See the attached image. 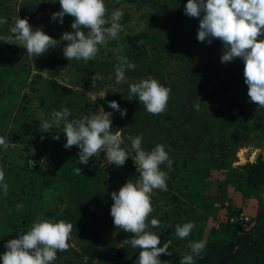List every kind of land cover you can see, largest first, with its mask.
<instances>
[{
    "label": "rangeland",
    "instance_id": "obj_1",
    "mask_svg": "<svg viewBox=\"0 0 264 264\" xmlns=\"http://www.w3.org/2000/svg\"><path fill=\"white\" fill-rule=\"evenodd\" d=\"M185 3L105 0L106 16L123 9V30L85 62L63 55L66 42L59 37L74 31V18L65 14L62 24L51 19L60 9L59 0H0V16L7 17L0 35L11 34L18 16L58 40L36 57L26 54L19 42L0 41V136L6 141L0 147V166L9 185L7 194H0V252L5 241L34 222L55 218L71 222L73 229L69 247L57 251L54 264H110L116 256L119 264H134L140 249L128 242L132 233L113 224L109 194L139 175L130 146L138 134L145 149L164 144L173 160L170 169L161 165L168 187L153 190V211L146 220L161 244L171 241L170 255L160 254L162 261L181 264L182 255L191 252L189 242L203 239L205 249L194 264H210L209 249L232 245L230 213L248 219L245 230L252 221L264 225V187L249 181L264 164V109L247 95L244 62L235 58L221 63L218 38L211 43L197 40L199 18L185 14ZM121 55L136 68L127 70L126 79L117 84L114 66ZM148 77L171 89L167 108L159 114L127 98L130 83ZM111 100L126 109L125 116L109 107ZM65 106L74 118L102 107L111 111L112 130H119L122 147L129 152L125 163L110 165L101 151L81 164L76 145L63 147V123L47 132L39 129L54 109ZM56 134L59 139L53 138ZM153 217L160 226L150 225ZM187 221L195 227L179 238L175 225Z\"/></svg>",
    "mask_w": 264,
    "mask_h": 264
},
{
    "label": "clouds",
    "instance_id": "obj_2",
    "mask_svg": "<svg viewBox=\"0 0 264 264\" xmlns=\"http://www.w3.org/2000/svg\"><path fill=\"white\" fill-rule=\"evenodd\" d=\"M59 4L60 9L51 13L52 20L62 24L65 14L74 18L70 25L74 31H64L59 37L66 42L62 52L68 60L83 59L86 62L93 59L101 46H105L123 30V9H114L106 16L105 0H59ZM183 11L199 18L196 33L198 41L211 43L215 38L221 41V63L231 62L235 58L244 62L247 95L250 101L264 109V35H261L264 34V0H186ZM5 23L7 17L0 16V25ZM10 33L0 35V41L12 44L19 42L26 49V54L32 57L44 54L58 44L56 38L46 34L40 27L33 28L27 17L16 16ZM114 67L115 81L119 84L126 79V71L134 70L136 64L126 55H121ZM96 79L100 77L97 75ZM170 92L171 89L155 77H148L130 83L127 98H136L148 112L159 114L166 110ZM108 105L119 111L121 117L126 115V109L121 108L116 100L108 101ZM195 107L198 109L199 104ZM50 115L51 119L39 123V129L47 132L53 125L63 123L61 131L66 137L63 147L67 149L76 145L81 164H87L90 157L101 151L110 165L122 166L130 157L128 150L122 147L119 130H112L111 111H105L102 107L98 113L74 118L71 110L65 106L61 110L54 109ZM53 138L59 139L60 136L56 134ZM142 142V134L131 138L130 146L135 153L139 175L135 180L127 179L118 190L109 194L113 201L110 215L114 225L133 234L128 242L133 248L140 249L134 264H168L160 259V254L170 255L168 249L171 241L161 244L160 236L150 230L146 220L153 211V190L166 191L168 187V173L161 165L170 169L173 160L166 145L158 143L148 150L142 146ZM5 146V138L0 136V147ZM28 163L31 166L32 161ZM74 171L81 173L79 167H75ZM8 189L4 168L0 166V194H7ZM150 225L160 226L161 221L153 217ZM194 227L192 221L177 224L175 235L185 238ZM72 229L73 224L63 219L38 220L27 231L4 242L5 251L0 252V264H54L57 251L69 247ZM205 244L203 239L190 241L191 252L182 255L181 264H194L195 258L204 251Z\"/></svg>",
    "mask_w": 264,
    "mask_h": 264
},
{
    "label": "trees",
    "instance_id": "obj_3",
    "mask_svg": "<svg viewBox=\"0 0 264 264\" xmlns=\"http://www.w3.org/2000/svg\"><path fill=\"white\" fill-rule=\"evenodd\" d=\"M142 36L144 33L134 37ZM249 181L255 187H264V164L257 166L256 176H251ZM233 214L237 213H230L228 221ZM232 225L234 229L231 234L232 245L218 250L209 249L207 257L210 264H264V225L259 224L258 221H252L249 230H245V223L240 219ZM119 263V256H116L110 264Z\"/></svg>",
    "mask_w": 264,
    "mask_h": 264
},
{
    "label": "built area",
    "instance_id": "obj_4",
    "mask_svg": "<svg viewBox=\"0 0 264 264\" xmlns=\"http://www.w3.org/2000/svg\"><path fill=\"white\" fill-rule=\"evenodd\" d=\"M238 219L242 220L245 224L248 223V219H247L246 217H243V216L240 217V218L231 217L229 221L232 222V223H234V222L237 221Z\"/></svg>",
    "mask_w": 264,
    "mask_h": 264
},
{
    "label": "bare ground",
    "instance_id": "obj_5",
    "mask_svg": "<svg viewBox=\"0 0 264 264\" xmlns=\"http://www.w3.org/2000/svg\"><path fill=\"white\" fill-rule=\"evenodd\" d=\"M239 157H240L241 160H244V157H243V155L240 152H239Z\"/></svg>",
    "mask_w": 264,
    "mask_h": 264
}]
</instances>
